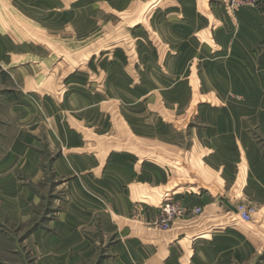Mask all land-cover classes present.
Wrapping results in <instances>:
<instances>
[{"label": "crops", "instance_id": "crops-1", "mask_svg": "<svg viewBox=\"0 0 264 264\" xmlns=\"http://www.w3.org/2000/svg\"><path fill=\"white\" fill-rule=\"evenodd\" d=\"M9 1L46 33L81 31L84 20L109 23V12L140 15L127 38L133 48L122 47L131 53L115 68L121 80L100 85L90 72L89 84L46 92L40 118L27 116L31 133L18 135L0 159V202L9 205L11 219L34 217L18 214L41 201L17 179L18 170L33 185L52 175L61 190L54 216L30 233L36 264H89L102 249L99 264H264V0L237 9L228 0ZM1 16L0 68L17 84L25 76L34 80L32 64L12 63L20 56L43 60L46 47L24 41L12 24L2 32ZM114 103L129 131L175 147L172 154L183 161L164 163L168 154L155 145L131 162L123 128L107 109ZM159 106L198 124L186 133V150L176 146L179 135L168 131ZM39 131L51 158L47 172ZM172 167H204L219 186L183 189ZM167 201L201 211L162 231L154 222ZM224 201L255 207L253 221L241 222Z\"/></svg>", "mask_w": 264, "mask_h": 264}, {"label": "rangeland", "instance_id": "rangeland-1", "mask_svg": "<svg viewBox=\"0 0 264 264\" xmlns=\"http://www.w3.org/2000/svg\"><path fill=\"white\" fill-rule=\"evenodd\" d=\"M159 3L162 4L161 0ZM0 14L3 19L2 32H9V25L12 24L17 32L21 34L24 41L29 38L30 41H35L34 44L41 46L43 43L46 47V54L43 60L37 59L32 61L29 58V60H26L25 57L20 56V59H15L12 63L22 67H25L26 64L28 66L32 64L38 70L34 80H31L30 77L26 78L25 76L24 83L17 84L11 79L6 70L0 68L1 159L18 135L31 133L30 130L28 131V129L32 128L31 126L30 128L27 126V116L29 115L31 117V115L35 114L36 117L40 118L42 109L38 101H40L39 98L43 94H46V92L50 93L53 90H59L63 94L66 91L65 89H68L73 83H78L82 86L89 84L90 72L93 75L92 78H97L100 85L106 83L111 84L115 80H121L122 77L120 75L115 76V68L121 67L123 62L121 56L124 53H126L125 56L131 53L130 50L129 53L128 51L123 53L122 47L126 49L129 47L130 49L133 48L131 46L132 44L127 43V38L136 29L137 18L140 15L136 11L125 13L109 12V15H113L109 23H106L105 20L101 22V18H98L99 22L84 20L81 31L73 29L58 30L54 28L49 29V33H46L41 28L29 24L25 14L11 8L9 0H0ZM141 18L142 22H145L147 15ZM5 68L10 69L8 65ZM132 83H135V81H132ZM33 89L36 92H33ZM32 94L36 98L31 96ZM201 99H205V96L197 98L198 101ZM107 109L119 130L124 131L125 139H127V148L125 150L135 154H130L131 162L137 158L139 160L143 159L144 155L142 156V154L144 152H152L155 145L165 154H168L167 156L163 155L161 157L164 163L174 164L183 161L182 154H172V150L177 152L175 147L173 148L166 143H150L147 140L137 137V134L131 130L129 131L120 119L119 108L116 103L111 104ZM158 110L168 131L176 132L179 135L176 146L186 150L190 146V140L186 139V133L192 131L193 125L195 127L198 126L196 121L191 119L189 120L190 123H186L185 121L178 120L179 118H176V115L163 106H159ZM189 117L192 116L190 115ZM164 132L165 130H163ZM36 135L40 140L38 148L42 153L43 161L41 163L47 172L50 167V153L42 140V131L37 132ZM101 141L102 138H99L100 151L103 150ZM118 141L114 140L115 143ZM131 147L134 150L131 151ZM117 150L115 149V151ZM185 168L172 167L173 173H178L179 175L177 185L183 186V189L194 190L193 188L196 185L203 186L205 183L211 185L212 189L218 188L219 182L217 176L209 175L204 167H189L193 169V172H186ZM240 172L243 174V169ZM15 174L22 184L40 193L41 201L35 206L30 204V202L29 205H26V210H24L25 208L23 209L24 212H21L23 210L19 212V217L24 216L25 212L28 215H32L31 213L35 212L34 217L29 219H11L9 205L0 202V264H36L38 257L33 252L30 233L32 228L36 225H41L46 217L51 219L54 216L53 212L56 209L55 204H52L53 199L61 195V190H58L56 187L57 181L54 180L52 175H48L44 181L33 185L28 181L26 173L21 169L15 172ZM223 195L225 193H222ZM222 205L223 203L221 202ZM238 205L247 206L244 202ZM102 255L103 249L98 253L97 260L89 264H99ZM82 264L88 263L82 261Z\"/></svg>", "mask_w": 264, "mask_h": 264}, {"label": "built area", "instance_id": "built-area-1", "mask_svg": "<svg viewBox=\"0 0 264 264\" xmlns=\"http://www.w3.org/2000/svg\"><path fill=\"white\" fill-rule=\"evenodd\" d=\"M261 0H228V6L231 9L242 8L245 6H257ZM236 213L243 223H251L255 215L256 209L253 206L236 205ZM200 208H187L175 202H163L160 207L159 216L154 222L155 226L160 230L167 231L171 228L175 219L188 214H199Z\"/></svg>", "mask_w": 264, "mask_h": 264}, {"label": "water", "instance_id": "water-1", "mask_svg": "<svg viewBox=\"0 0 264 264\" xmlns=\"http://www.w3.org/2000/svg\"><path fill=\"white\" fill-rule=\"evenodd\" d=\"M224 203L229 207L230 210H232L234 213H236L235 207H233L232 205H230L227 201H224Z\"/></svg>", "mask_w": 264, "mask_h": 264}]
</instances>
